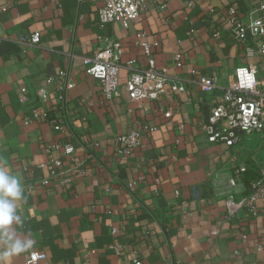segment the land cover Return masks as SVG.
I'll return each instance as SVG.
<instances>
[{
	"label": "crops",
	"instance_id": "obj_1",
	"mask_svg": "<svg viewBox=\"0 0 264 264\" xmlns=\"http://www.w3.org/2000/svg\"><path fill=\"white\" fill-rule=\"evenodd\" d=\"M259 2L149 0L124 28L99 23L104 0H0V165L23 184L17 233L36 240L0 264H27L32 251L43 254L34 264H264V201L256 214L243 210L237 216L227 215L224 203L235 166L247 167L238 196L261 174L264 129L240 134L232 146L208 142L202 129L237 66L256 65L264 80V56H246L226 23L228 6L247 22ZM35 31L36 46L20 41ZM138 31L159 42L156 65L184 82V91L159 100L128 99L124 64L142 60ZM107 38L122 46L120 95L110 100L83 64ZM260 42L248 40L254 48ZM177 51L179 68L173 65ZM61 70L63 81L73 84L63 103L55 80H48ZM201 75L218 76L219 86L205 92L197 83ZM42 88L44 99L37 95ZM34 109L45 116L34 118ZM54 120H62V131L53 129ZM137 127L144 129L141 144L122 158L116 137ZM65 143L73 154L63 153ZM49 144H57L51 152ZM50 157L61 160L58 170L70 182L50 177ZM132 180L138 182L130 190Z\"/></svg>",
	"mask_w": 264,
	"mask_h": 264
},
{
	"label": "built area",
	"instance_id": "obj_2",
	"mask_svg": "<svg viewBox=\"0 0 264 264\" xmlns=\"http://www.w3.org/2000/svg\"><path fill=\"white\" fill-rule=\"evenodd\" d=\"M149 0H104L103 5L97 11L98 21L101 25L113 22H120L124 28H128L131 22L143 11ZM2 6V10H6ZM226 23L231 26L232 33L236 40L244 45L246 56L256 53L264 56V0H260L257 7L249 12L247 22L239 20V15L234 5H230L226 11ZM136 44L142 51V60L129 59L124 67L127 69V77L123 83V88L127 97L131 101H142L145 99L159 100L161 97L173 92H182L186 88L184 82L171 78L166 67L157 66L153 51L159 46L157 40L148 41L143 31L135 34ZM99 37V36H98ZM249 38L260 40L257 48L248 44ZM21 42L30 47L36 46L39 42V32H33L29 37L20 39ZM105 46L100 47L92 57L83 58L85 72L98 80L101 85V94L104 99L110 100L120 95L119 72L122 67L120 58L122 46L119 40L107 38ZM173 65L176 68L182 66V52L177 51L173 55ZM194 73L196 71H193ZM258 70L254 64H242L234 69L233 82L226 86L223 98L210 108V114L206 123L202 125L203 132L208 142L224 143L228 146L236 144L240 140V134L249 135L252 132L264 129V80L257 76ZM66 72L61 70L54 78L56 98L63 103L67 89L73 86L72 83L63 81ZM201 89L207 93L213 92L219 86L218 76L201 75L197 79ZM21 101L27 98L25 86L20 88ZM46 90L43 88L37 91V95L44 99ZM166 116L170 111L164 112ZM44 117L45 111L33 110V117ZM27 121V119H26ZM62 120H54L52 127L56 131H62L64 126ZM143 128H132L119 134L116 137L117 152L122 158H127L141 144ZM57 144H49L46 151L51 152ZM63 153L71 155L74 147L65 143ZM61 160L50 157V177H59L66 181H71V177L64 176L58 170ZM247 167L244 164L233 168L229 178L231 191L225 196L226 213L229 216H237L243 210L256 214L258 202L264 201V168L261 174L249 181L247 192L240 194L236 187L243 185V174ZM137 180H132L126 184L132 190ZM237 194V195H236ZM43 256L40 252L32 251L26 260L27 264H34ZM135 262L136 259L134 260Z\"/></svg>",
	"mask_w": 264,
	"mask_h": 264
},
{
	"label": "clouds",
	"instance_id": "obj_3",
	"mask_svg": "<svg viewBox=\"0 0 264 264\" xmlns=\"http://www.w3.org/2000/svg\"><path fill=\"white\" fill-rule=\"evenodd\" d=\"M23 196L24 188L19 176L0 165V258L24 253L36 243L31 235L20 238L16 230L23 225V218L17 211V202Z\"/></svg>",
	"mask_w": 264,
	"mask_h": 264
},
{
	"label": "trees",
	"instance_id": "obj_4",
	"mask_svg": "<svg viewBox=\"0 0 264 264\" xmlns=\"http://www.w3.org/2000/svg\"><path fill=\"white\" fill-rule=\"evenodd\" d=\"M246 175H247V169H246V171H245L244 174H243V181H244V182H245V180H246V179H245V178H246ZM255 177H256V176H255ZM252 178H254V177H251L250 180H251Z\"/></svg>",
	"mask_w": 264,
	"mask_h": 264
}]
</instances>
